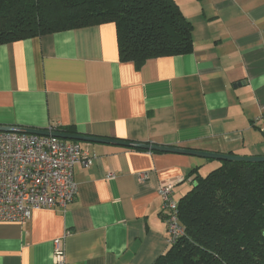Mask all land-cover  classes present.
<instances>
[{
  "label": "crops",
  "instance_id": "1",
  "mask_svg": "<svg viewBox=\"0 0 264 264\" xmlns=\"http://www.w3.org/2000/svg\"><path fill=\"white\" fill-rule=\"evenodd\" d=\"M192 24L189 53L136 66L113 23L0 45V125L238 156H264V0H175ZM72 141V140H67ZM77 194L64 208L0 222V264H153L167 250L161 182L173 199L221 161L74 141ZM112 174V177L108 175Z\"/></svg>",
  "mask_w": 264,
  "mask_h": 264
},
{
  "label": "trees",
  "instance_id": "2",
  "mask_svg": "<svg viewBox=\"0 0 264 264\" xmlns=\"http://www.w3.org/2000/svg\"><path fill=\"white\" fill-rule=\"evenodd\" d=\"M107 22L119 59L137 67L192 49V24L175 0H0V45ZM190 174L178 201L184 232L153 264H264V162L221 161Z\"/></svg>",
  "mask_w": 264,
  "mask_h": 264
},
{
  "label": "built area",
  "instance_id": "3",
  "mask_svg": "<svg viewBox=\"0 0 264 264\" xmlns=\"http://www.w3.org/2000/svg\"><path fill=\"white\" fill-rule=\"evenodd\" d=\"M91 162L92 157L77 142L50 135L0 131V222L23 224L35 209L64 208L77 194L74 165L87 166ZM174 184L161 182L157 190L168 244L184 232L178 201L171 196ZM54 245L53 264H66L62 239H56Z\"/></svg>",
  "mask_w": 264,
  "mask_h": 264
},
{
  "label": "water",
  "instance_id": "4",
  "mask_svg": "<svg viewBox=\"0 0 264 264\" xmlns=\"http://www.w3.org/2000/svg\"><path fill=\"white\" fill-rule=\"evenodd\" d=\"M0 131L29 133V134H37V135H45V136L50 135V136L58 137L63 140L116 144L134 149H145V150H153V151L188 154L205 159H215L219 161L264 162V156H238L233 154H221V153L199 151V150L186 149L180 147H171V146H164V145H157L150 143H138L133 141L119 140V139H109L103 137H94V136L65 133L59 131H50L47 129H32L27 127L0 125Z\"/></svg>",
  "mask_w": 264,
  "mask_h": 264
}]
</instances>
